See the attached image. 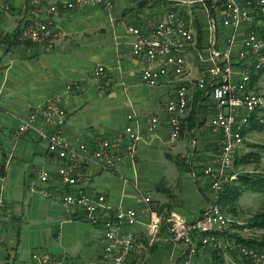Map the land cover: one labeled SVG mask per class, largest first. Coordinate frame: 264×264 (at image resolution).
I'll return each mask as SVG.
<instances>
[{
    "label": "crops",
    "instance_id": "crops-1",
    "mask_svg": "<svg viewBox=\"0 0 264 264\" xmlns=\"http://www.w3.org/2000/svg\"><path fill=\"white\" fill-rule=\"evenodd\" d=\"M63 1L68 0H45L44 5ZM221 1L114 0L109 13L101 8L60 11L52 16V40L31 43L19 40L21 30L34 19L31 1L0 0V4L10 6L9 10L0 8V166L6 201L0 216V264H39L44 258L61 264H112L104 259L102 226L90 224L83 211L62 202L61 195L73 188L66 189L60 183L57 168L61 161L49 153L47 141L35 130L20 139L15 137L29 114L42 109L50 99L67 111L62 132L74 145L115 138L128 124L146 132L148 117L159 118L156 138L140 142L134 157H126L110 171L96 165L85 167L78 186L90 194L105 196V217L118 207L136 209L134 230L146 241L149 215L139 202L138 190L152 197L161 237L167 236L164 224L169 216L195 221L204 213L211 188L203 170L216 159L220 137L210 125L213 100L203 97L193 84L189 86V109L182 134L171 143L166 104L177 84L149 87L142 82L148 64L132 54V37L127 30L158 19L167 7L175 9L194 21L197 46L206 57L213 39L210 17L215 18L220 47L232 34L240 44L246 32L244 26L235 31L222 25ZM253 27L263 39L264 16L257 15ZM188 61L190 78L195 81L208 65L193 51ZM99 67L104 72L96 76ZM263 80L264 69L253 75V84ZM129 115L134 119L129 121ZM259 117L261 120L264 115ZM45 129L50 132L52 126ZM250 135L244 136V146L239 150L243 154L249 151L246 145L250 144ZM42 171L50 173L47 184L40 179ZM43 188L54 197L44 196ZM241 239L248 240L237 237L236 242ZM182 249L175 244L156 245L133 256L129 264H178ZM209 252L200 249L199 264L209 261ZM225 259L226 264L228 260V264H237L232 257ZM217 260L224 263L221 255Z\"/></svg>",
    "mask_w": 264,
    "mask_h": 264
},
{
    "label": "built area",
    "instance_id": "built-area-1",
    "mask_svg": "<svg viewBox=\"0 0 264 264\" xmlns=\"http://www.w3.org/2000/svg\"><path fill=\"white\" fill-rule=\"evenodd\" d=\"M30 1L34 19L21 30V42L44 43L52 40V16L60 11L101 8L109 13L114 7V0H68L47 6L44 5L45 0ZM220 4L224 14L222 25L235 31L244 26L246 32L240 44L236 35L232 34L220 47L216 40L215 18L210 17L209 28L213 39L206 57L197 46L194 21L175 9L167 7L158 19L140 26H129L127 30L132 37V54L148 64L142 72V82L149 87L177 84L173 97L166 104L171 143L177 142L182 134L183 119L189 109V86L193 84L203 97L213 100L210 125L212 131L220 135L218 155L203 170L210 179L211 196L208 208L197 220L185 221L178 216H169L164 224L167 236L161 237L160 218L152 207V197L138 190L139 202L149 215L148 238L143 241L134 230L138 222L136 209L118 207L105 217V196L90 194L78 186L88 165H96L104 171L114 170L126 157L136 155L140 142L154 140L159 126L157 116L148 117L146 132L135 124H128L115 138L74 145L62 132L67 122V111L56 100L50 99L42 109L31 112L16 131L17 139L35 130L47 141L49 153L61 161L57 168L60 183L66 189L73 188L61 195L62 202L69 208L83 211L90 224L102 226L104 259L112 264H129L133 256L167 243L182 246L178 264H198L200 249L207 248L214 254L218 252L221 247L218 234L224 233L230 226L220 206L221 193L225 185L237 177L233 174L235 155L244 146L245 132L251 120L264 111V92L257 91L253 84V75L264 68V44L253 30L255 17L264 16V0H222ZM0 8L9 10L10 6L0 4ZM192 51L208 65L195 81L191 80L188 67V54ZM103 72L104 68L99 67L94 74L99 76ZM133 119V115L128 116L129 121ZM39 122L43 124L40 127L37 126ZM45 126H52V131H46ZM2 170L0 166V216L6 206ZM40 179L47 184L50 173L42 171ZM41 193L54 197L46 188ZM241 253L251 264H264V256L253 248L242 247ZM39 264L61 262L44 258Z\"/></svg>",
    "mask_w": 264,
    "mask_h": 264
},
{
    "label": "rangeland",
    "instance_id": "rangeland-1",
    "mask_svg": "<svg viewBox=\"0 0 264 264\" xmlns=\"http://www.w3.org/2000/svg\"><path fill=\"white\" fill-rule=\"evenodd\" d=\"M253 30L261 40L262 38L254 29V27ZM261 41L264 44V38ZM254 87L257 91L264 92V80L263 83L258 81L257 84L255 82ZM259 114L264 115V112L261 111ZM260 117H254L250 122L251 126L249 125L248 132H245V134H251L249 137L250 144L248 146L246 145V148H249L248 152H251V150L252 152H247L248 154L245 153L247 154L245 156V154L239 151L235 155V166L233 169V174H235V176L237 177H235V179L231 183L237 185L242 193L238 196V198H236V203L234 205L235 209L232 213H229L226 209L222 210L226 217L229 219L230 226L224 233L218 234L221 243L219 251L215 252L214 254L209 250L210 256H207V258L209 257V261L205 259L201 264H226V256L235 259L237 264H244V260H247V258L242 255L241 249L242 247L247 246H244L242 243L236 242L237 237L245 238L248 240H255L258 242L264 241V227L251 225L257 221V218H259L262 213H264V189L262 190L259 187H255V183L258 182V179L264 177V117H262L261 120ZM149 177L150 180L153 181L152 175H150ZM141 192L143 194H147L145 190ZM156 194V192L153 193L154 198L157 197ZM166 245L173 244L167 243ZM233 252L236 253V257L232 256ZM212 254L213 256H215V258L221 255L224 258V263H220V261L217 260L218 258L213 259ZM260 254L264 256V251H261ZM198 258L199 257H197V260ZM210 258H212L213 262L210 261ZM228 263L231 262L228 260Z\"/></svg>",
    "mask_w": 264,
    "mask_h": 264
},
{
    "label": "trees",
    "instance_id": "trees-1",
    "mask_svg": "<svg viewBox=\"0 0 264 264\" xmlns=\"http://www.w3.org/2000/svg\"><path fill=\"white\" fill-rule=\"evenodd\" d=\"M197 101L198 100H196V103ZM255 187H259L262 190L264 189V177L258 179V182L255 183ZM241 193L242 191L239 189L237 185H234V183L225 185L224 191L221 194V209L222 210L226 209L229 213H232L233 210L235 209L234 205L236 203V198H238V196ZM251 225L264 227V213H262L261 216L257 218V221ZM238 243H242L243 245L247 247L254 248L258 253H261V251H264V241L258 242L255 240H242L241 239V240H238ZM217 258L219 259L220 256H217ZM244 261H245L244 264H251L250 260L245 259Z\"/></svg>",
    "mask_w": 264,
    "mask_h": 264
}]
</instances>
